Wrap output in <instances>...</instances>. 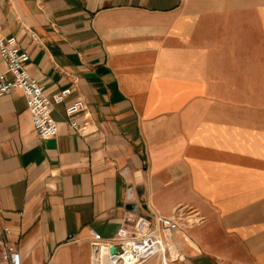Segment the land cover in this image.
<instances>
[{
	"label": "crops",
	"instance_id": "crops-1",
	"mask_svg": "<svg viewBox=\"0 0 264 264\" xmlns=\"http://www.w3.org/2000/svg\"><path fill=\"white\" fill-rule=\"evenodd\" d=\"M0 31L48 96L70 89L50 138L20 89L0 97V264L4 241L92 264V230L177 208L202 220L168 264H264V0H0Z\"/></svg>",
	"mask_w": 264,
	"mask_h": 264
},
{
	"label": "built area",
	"instance_id": "built-area-1",
	"mask_svg": "<svg viewBox=\"0 0 264 264\" xmlns=\"http://www.w3.org/2000/svg\"><path fill=\"white\" fill-rule=\"evenodd\" d=\"M14 1V0H10ZM0 56L5 63V71H0V97L17 88L26 98L27 108L36 133L41 138H50L57 134L58 124L51 115L54 104L61 102L70 93V89L61 90L48 96L43 86L33 78L25 67L29 59L27 50L22 49L16 37L5 36L0 31ZM11 73L10 80L6 73ZM85 109L82 100H76L66 106V114L71 126L78 130L76 114ZM126 222L122 223L113 241L104 240L101 235L92 230V264H143L149 258L160 255L163 264H168L165 254L169 251L168 241L173 234L179 232L183 226L195 224L202 219L187 214L183 209L177 208L170 215H161L154 212L148 215H128ZM7 228L3 227V232ZM8 264H22L19 251L12 245L3 243ZM115 245V252L111 247ZM103 252V253H102ZM175 256L173 259H177Z\"/></svg>",
	"mask_w": 264,
	"mask_h": 264
},
{
	"label": "water",
	"instance_id": "water-1",
	"mask_svg": "<svg viewBox=\"0 0 264 264\" xmlns=\"http://www.w3.org/2000/svg\"><path fill=\"white\" fill-rule=\"evenodd\" d=\"M111 252H112V253L115 252V245H113V246L111 247Z\"/></svg>",
	"mask_w": 264,
	"mask_h": 264
},
{
	"label": "bare ground",
	"instance_id": "bare-ground-1",
	"mask_svg": "<svg viewBox=\"0 0 264 264\" xmlns=\"http://www.w3.org/2000/svg\"><path fill=\"white\" fill-rule=\"evenodd\" d=\"M170 246H171V249H173V245L170 244ZM101 264H108V263H106V262L103 261Z\"/></svg>",
	"mask_w": 264,
	"mask_h": 264
},
{
	"label": "rangeland",
	"instance_id": "rangeland-1",
	"mask_svg": "<svg viewBox=\"0 0 264 264\" xmlns=\"http://www.w3.org/2000/svg\"><path fill=\"white\" fill-rule=\"evenodd\" d=\"M146 264H155V263H154V260H153V261L148 262V263H146Z\"/></svg>",
	"mask_w": 264,
	"mask_h": 264
}]
</instances>
